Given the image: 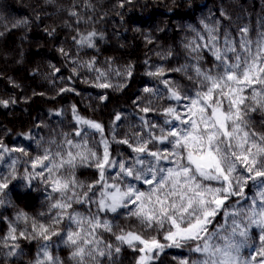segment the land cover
<instances>
[{
    "label": "trees",
    "instance_id": "1",
    "mask_svg": "<svg viewBox=\"0 0 264 264\" xmlns=\"http://www.w3.org/2000/svg\"><path fill=\"white\" fill-rule=\"evenodd\" d=\"M245 27L255 47L264 33V0H0V101H7L6 105L0 104V144L9 150L23 148L28 154L3 152L0 160V172L8 175L14 170L17 176L2 194L5 203L0 205V238H3L0 264H36L43 258V251L58 257L62 264H76L71 259L74 249L57 237L49 242L52 243L49 249H42L44 241L40 239L19 237L20 231L31 232L29 222L18 219L20 214L47 224V217L57 211L50 210V204L60 195L52 193L43 179H34L25 187L21 175L40 170H33L30 165L44 149L60 150L57 146H64L65 139L82 143L79 136L72 135L81 128L88 132L87 147L98 154L103 147L99 142L107 137L109 150L117 162L128 166L135 157L150 162L151 157L133 151L136 137L147 140L150 134L159 135L160 129L167 132L187 126L165 114L168 107H176L183 113V106L189 101L170 99V90L163 81L170 80L182 96L193 97L194 93L206 90L193 68L211 69L218 64L211 51L202 49L197 55L186 46L192 41L202 42L197 34L206 42L208 29H215L214 34L221 41L227 34L238 42L240 30ZM93 32L97 35L92 37V46L80 43ZM184 66H187L184 71H172ZM129 67L131 76L126 74ZM160 68L165 69V75H149ZM101 71L107 76L98 78ZM98 83H111L113 87L100 88L96 86ZM146 88L154 91L145 92ZM251 91L245 89L244 95H250ZM145 107L152 111L143 112ZM224 107L226 110L227 104ZM76 115L102 124L103 133L78 124ZM117 115L120 120L115 119ZM250 124L253 130L264 134V111L251 113ZM113 137L116 141L128 139L132 147L113 142ZM148 147L157 152H170L173 148L167 141L155 140ZM159 166L174 167V161H161ZM117 171V168L106 170L109 183ZM75 176L79 183L87 185L95 184L99 174L96 168L82 165L75 169ZM129 183L143 192L152 187L132 177H126L121 187ZM207 183L218 186L219 182ZM102 190L99 185L93 189L97 198ZM257 191L256 187L246 188V197H253ZM239 199L233 197L231 202ZM241 204L248 206L245 200ZM73 209L84 217L97 211L95 204H73L68 211ZM100 219L113 225V232L96 230L101 248L111 242L113 247L119 246L113 233L119 234L121 229L142 228L138 218L130 216L127 209L100 213ZM213 223L217 226L223 223L222 216ZM68 224L65 220L59 227L65 229ZM13 227L18 237L14 242L7 238ZM68 230L78 229L72 224ZM209 230L212 231V225ZM86 231L87 225L81 234ZM145 233L157 235L150 229H145ZM259 237L260 230L254 227L248 244L240 251L243 259L256 256L262 246ZM13 244L19 247L13 248ZM119 247L118 254L98 257L95 264H138L140 252L127 245ZM189 250V246L166 248L154 264H180L183 259L192 258Z\"/></svg>",
    "mask_w": 264,
    "mask_h": 264
},
{
    "label": "snow or ice",
    "instance_id": "2",
    "mask_svg": "<svg viewBox=\"0 0 264 264\" xmlns=\"http://www.w3.org/2000/svg\"><path fill=\"white\" fill-rule=\"evenodd\" d=\"M215 32V29H208L206 42L203 36L197 34V39L202 42L192 41L186 46L197 55L202 49H207L218 62L211 69L193 68L206 90L194 93L193 97L187 94L182 96L170 80L163 81L170 90V99L189 101L183 106V113L178 112L176 107H168L164 110L165 114L187 126L167 132L160 129L159 135L150 134L147 140L136 137L137 146L133 151L151 157L150 162L146 163L139 157L133 158L128 166L124 162H117L109 150L110 141L107 137H102L99 142L103 147L98 154L87 147L88 132L84 128L72 134L79 136L82 143L65 139L64 146H57L60 150L44 149L41 156L32 160L31 169L40 170L21 175L20 180L25 182V187L30 186L34 179H43L52 193L60 195L50 204V210L57 211L47 217V224L30 220L24 213L20 214L18 219L29 222L31 227V232L27 234V230L20 231V238L40 239L44 241L42 249H49L52 247L49 242L57 237L74 249L71 259L76 264H88L89 260L95 264L98 257L121 251L119 246L110 244L100 247L102 241L95 235L96 230L113 232V225L107 220L102 221L100 213H119L127 209L130 216L138 218L142 228L139 231L121 229L119 234L113 235L121 245L141 253L138 264H150L159 259V254L166 248L185 246H189L188 255L192 258H185L180 264H264V134L253 130L250 124L251 113L264 111V33L253 47V41L247 36V27L240 30L238 42L227 34L221 41ZM96 35L95 32L89 33L80 43L92 46V37ZM229 53L232 54L231 61ZM186 67L172 71H184ZM126 74L132 75L130 67ZM149 75L163 76L165 69L160 68ZM106 76L107 73L101 71L98 78ZM96 86L113 87L111 83H98ZM248 88L252 89L251 94L244 95ZM144 91L154 90L146 88ZM0 104L6 105L7 101H0ZM142 111L149 112L152 109L145 107ZM75 118L78 124L94 129L97 133L104 131L100 123L79 115ZM115 119L120 120L121 117L117 115ZM112 140L132 147L128 139L116 141L113 137ZM153 140L161 143L167 141L173 146L172 151H151L148 145ZM0 150V160H3V152L18 151L28 155L23 148L9 150L2 144ZM161 161H174V167H160ZM82 165L98 170L95 184L85 185L77 181L75 169ZM113 168L118 171L114 174L113 182L109 183L106 170ZM126 177L152 187L148 192L140 191L132 183L122 188ZM16 179L14 170L8 175L0 172V205L5 203L2 194ZM208 181L219 183L218 186H211ZM97 185L103 189L98 198L93 191ZM252 187L258 188V191L248 198L245 189L251 190ZM233 197L240 199L232 203ZM241 200L247 201L248 206L241 204ZM73 204H95L97 211L84 217L74 209L68 211ZM218 216H222L223 223L217 226L213 221ZM65 220L69 224L65 229H60L59 226ZM72 224L77 231L68 230ZM85 225L87 231L82 235ZM209 225H212V231ZM254 227L260 230L262 246L256 256L245 260L240 251L248 244L250 231ZM145 229L157 235H146ZM7 238L13 242L17 240L15 227ZM0 246H3V238H0ZM12 247L18 248L19 245L13 244ZM42 255L43 258L38 259L36 264H62L50 252L43 251Z\"/></svg>",
    "mask_w": 264,
    "mask_h": 264
},
{
    "label": "rangeland",
    "instance_id": "3",
    "mask_svg": "<svg viewBox=\"0 0 264 264\" xmlns=\"http://www.w3.org/2000/svg\"><path fill=\"white\" fill-rule=\"evenodd\" d=\"M160 231L162 232L163 230H160ZM154 233H155V232H154ZM155 234H157V233H155ZM157 238H160V237L158 236ZM114 241H115V239H114ZM114 241H113V242H114ZM110 242H111V241H110ZM162 242H163V241H162ZM111 245H112V242H111ZM117 245L121 246L120 243H118ZM153 255H155V254H153ZM150 264H154V260L151 261Z\"/></svg>",
    "mask_w": 264,
    "mask_h": 264
}]
</instances>
